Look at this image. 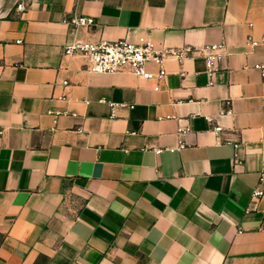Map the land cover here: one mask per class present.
<instances>
[{
  "label": "crops",
  "instance_id": "obj_1",
  "mask_svg": "<svg viewBox=\"0 0 264 264\" xmlns=\"http://www.w3.org/2000/svg\"><path fill=\"white\" fill-rule=\"evenodd\" d=\"M74 13L95 19L83 40L224 56L212 83L202 57L167 58L158 91L94 74L63 54ZM249 36L264 0H0V264H264V48Z\"/></svg>",
  "mask_w": 264,
  "mask_h": 264
},
{
  "label": "built area",
  "instance_id": "obj_2",
  "mask_svg": "<svg viewBox=\"0 0 264 264\" xmlns=\"http://www.w3.org/2000/svg\"><path fill=\"white\" fill-rule=\"evenodd\" d=\"M23 4L18 5L17 10L22 11ZM63 23L69 28L71 39L63 46L64 56H80L87 60V70L94 74H115L127 72L143 80L155 81L158 91L159 83L166 77V71L163 63L167 58H173L178 62L187 59L202 57L206 62V72L210 83L213 81L215 72L219 70V63L224 53L223 47L220 45H209L203 48H171L159 50L147 38L139 37L137 41H131L121 38L114 42L98 41L92 42L83 40L78 37L81 29H92L95 26V19L92 17L71 14L66 16ZM17 43H20L18 41ZM247 44L253 48H264V36L255 39L249 36ZM159 66V71L153 73L149 69V65ZM255 69L264 74V65H255ZM184 72L180 73L183 77ZM66 84V82H65ZM219 131L220 128H215ZM264 179V172L261 173V180ZM264 195L263 189H257L252 194V200L257 202Z\"/></svg>",
  "mask_w": 264,
  "mask_h": 264
}]
</instances>
